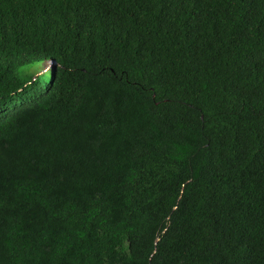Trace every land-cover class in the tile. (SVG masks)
Wrapping results in <instances>:
<instances>
[{
	"label": "trees",
	"instance_id": "1",
	"mask_svg": "<svg viewBox=\"0 0 264 264\" xmlns=\"http://www.w3.org/2000/svg\"><path fill=\"white\" fill-rule=\"evenodd\" d=\"M0 264H264V0H0Z\"/></svg>",
	"mask_w": 264,
	"mask_h": 264
},
{
	"label": "rangeland",
	"instance_id": "2",
	"mask_svg": "<svg viewBox=\"0 0 264 264\" xmlns=\"http://www.w3.org/2000/svg\"><path fill=\"white\" fill-rule=\"evenodd\" d=\"M46 67L48 68V65H47V64L45 65L44 69L36 70V72H37L39 75H43L44 73H46V70H47Z\"/></svg>",
	"mask_w": 264,
	"mask_h": 264
}]
</instances>
